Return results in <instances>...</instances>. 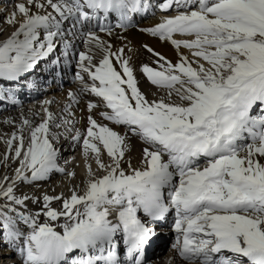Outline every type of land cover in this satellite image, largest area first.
I'll return each instance as SVG.
<instances>
[{
  "label": "snow or ice",
  "instance_id": "obj_1",
  "mask_svg": "<svg viewBox=\"0 0 264 264\" xmlns=\"http://www.w3.org/2000/svg\"><path fill=\"white\" fill-rule=\"evenodd\" d=\"M159 7L174 14L144 31L177 50L188 49L197 59L189 61L181 53L173 64L148 47L158 69L144 65L141 71L166 93L150 101L124 50L112 52L91 27L83 31L96 21L100 32L112 35L106 23L110 14L119 19L115 27L126 30L134 14L149 11V0H26L16 5L22 19L0 43V81L19 82L50 57L57 40L70 47L68 37L74 33L65 24L79 25L86 43L105 52L98 64L92 55L79 53L80 72L92 81L85 83L77 73L81 91L100 98L110 112L99 114L125 130L121 134L89 115L84 156L93 154L104 174L95 177L89 165L92 179L82 195L77 188L69 197L44 194L42 208L27 214L18 208L40 199L17 195L18 184L63 171L49 138L54 118L45 109L43 122L33 126L22 119L18 132L3 139L7 148L0 162L15 160L19 167L13 177L0 178V240L6 245L22 240V264H145L146 247L156 236L153 222L172 211L173 248L185 264H264V163L258 159L264 158V0H161ZM15 16L6 22L15 23ZM7 95L0 86V99ZM68 95L78 102L74 93ZM97 107L87 105L89 113ZM129 133L145 145L138 168L125 159ZM80 138V133L74 137ZM104 152L108 164L101 159ZM54 200L62 202L61 210L51 207ZM40 216L47 220L40 223ZM61 217L65 223L57 231L50 222ZM19 224L30 231L25 234ZM120 241L123 259L117 254Z\"/></svg>",
  "mask_w": 264,
  "mask_h": 264
},
{
  "label": "bare ground",
  "instance_id": "obj_2",
  "mask_svg": "<svg viewBox=\"0 0 264 264\" xmlns=\"http://www.w3.org/2000/svg\"><path fill=\"white\" fill-rule=\"evenodd\" d=\"M19 3L26 4V0H13L10 2L0 0V43L6 41L19 27V23L22 19L16 8V5ZM32 11L34 12L36 9L33 8ZM48 11L52 10L49 8ZM14 12L16 13L15 23L10 25L6 22V18H10ZM172 14H174V12H172ZM165 16L168 15L165 14ZM165 16L162 18L151 19L144 23L142 27L145 29L152 28L156 26V24H158ZM97 35L101 40L111 45L112 52H116L118 49L124 50L123 57L131 60L130 66L133 68L134 75L138 80L139 89L150 101L159 99L161 96H165L166 93L162 89L151 87L146 79L141 77L140 72L144 65L158 69V65L153 63V61L157 60L158 58L155 57V59L150 57V55L145 52L144 49L147 51L148 47L152 48L155 52L161 54L173 64L178 61L181 53L186 56L189 61L197 59L192 56L188 49L181 48L177 50L169 41H161L158 37H153L148 32H139L136 30H114L112 31V35H108L107 33H98ZM82 39L84 42L82 47V50H84L83 52L92 55L93 63L98 64L99 60L105 55V52L102 49L97 48L94 43H86L87 36H82ZM174 39L184 40L191 39V37H181L175 35ZM60 50L61 48H58L54 52L59 53ZM112 59L115 63L114 57ZM135 60H137V62H135ZM200 62L205 63V67H207L206 62ZM193 66L195 67V64ZM116 67L119 70V66L116 65ZM78 73L84 76L85 83L89 85L92 84V81L89 79L86 73H81L80 69ZM81 87V82L78 79L74 85H67L62 90L57 86L52 87V89L56 91L53 94L55 97L54 100L50 104L47 103L46 107L36 108L34 111L22 109L12 110V108L7 107L5 104H0V157H2L7 148L6 144L3 142V139L10 137L13 132H18V129L22 123V119L26 118L32 122L33 126H36L46 119L47 114L45 109H47V112L51 113L52 117L54 118L49 122V138L58 151L59 159L57 160V164L58 167L63 171H54L49 175L48 178L41 181L18 184L17 195L20 193H26L33 198L40 199V203H33L31 199L26 202V207L30 213L34 212V210L39 211L42 208V197L44 194L49 196L62 195L64 197H69L71 195V190L73 188H77L79 193L82 195L87 182L92 179L88 172L89 165L91 166V171L95 177H99L104 174L96 164L93 154L89 153L87 158L84 156L83 138L86 135V131L89 126L87 119L89 115H91L98 124H105L113 128V130L124 134V128H121V126L112 125L110 122L105 121L99 114L101 111L108 110L99 104L100 98L92 95L90 92H82ZM69 93H74L76 98L77 95H79L78 102L72 101L69 98ZM95 100L97 102H94ZM173 101H177L175 96H173ZM90 102L98 104V107L93 109L91 113H89L87 108V105ZM39 105L44 106L45 103ZM37 110H39L40 113ZM64 112L65 114H63ZM63 119H66L64 121H71V123L65 125L64 132L65 130L72 128L69 129L71 132L66 131L64 136L61 137L52 135L51 131L54 129L52 128L54 124L62 123ZM8 121H10V123ZM76 126H78L77 132H75ZM58 132L60 133L59 129ZM77 133L81 134L79 141L74 139ZM24 134L27 137V130H25ZM128 136L130 151L126 153L125 159L130 160L134 168H138L141 165L142 149L145 147V145L131 134H128ZM101 159L105 164L110 162V158L107 156L106 152L102 154ZM258 159H260L261 163H264V158ZM17 167H19V162L15 160H10L7 165H4L2 162H0V178H3L5 175L13 177L15 175L14 170ZM124 167L127 169L126 164ZM69 173H74L75 175H69ZM3 202L4 201L0 200V204ZM51 207L59 211L61 210L62 202L59 200H54L51 203ZM64 223L65 219L62 217L57 225L59 226ZM57 231H62V229L58 227ZM163 254H166V252H163L162 255ZM169 256L172 255L169 254L168 256H165L166 258L164 259V262L162 261V258L160 259L163 263L157 261L150 262L149 260L148 264H167ZM169 264L172 263L170 262ZM178 264L184 263L180 261Z\"/></svg>",
  "mask_w": 264,
  "mask_h": 264
},
{
  "label": "rangeland",
  "instance_id": "obj_3",
  "mask_svg": "<svg viewBox=\"0 0 264 264\" xmlns=\"http://www.w3.org/2000/svg\"><path fill=\"white\" fill-rule=\"evenodd\" d=\"M144 51L147 52L150 55V57L155 58L148 51H146V50H144ZM129 61H130V64H131V60H129ZM135 62H137V60H135ZM94 102H97V101L95 100ZM177 102H178V100H177ZM63 114H65V113H63ZM64 120H66V119H63L62 120V123H57V124L55 123L54 124V126L52 127L54 129L51 131V134L52 135H56L58 137H61V136H64V134H65L66 131L71 132L69 129H72V128H69V129L65 130V132H64V128H65V125H66L64 123ZM56 125H60V126L57 127ZM61 127H63V128H61ZM58 129L60 130V133L58 132ZM24 209L18 208L19 211H24L27 214L29 212L28 209H27V207L24 208ZM37 211L38 210H34V212H32V213H35ZM46 220H47V217H45V216H40L39 217V222L40 223H44ZM55 222L56 221H51L50 223H51V225L55 226V224H54ZM18 226H19L20 230L22 232H24L25 234H27L30 231V229H26L27 227L25 225H23V224H19ZM19 245L22 246V244H21L20 241H16L12 245H6L2 240H0V264H22L23 257L20 254V251H19L20 248L19 249H16V247L19 246ZM167 250H169V247H167V249L165 250L166 251V254H163V255L156 253L152 257V261H154V262L157 261V262L163 263L164 262L163 260L166 258L165 256H168ZM161 258H162V261L163 262H161V260H160ZM169 262L170 261L168 260L167 261V264Z\"/></svg>",
  "mask_w": 264,
  "mask_h": 264
}]
</instances>
